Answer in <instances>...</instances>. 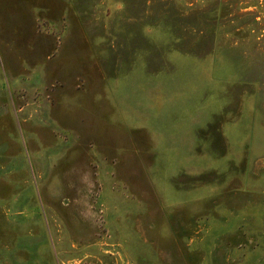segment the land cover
<instances>
[{"label": "rangeland", "instance_id": "1", "mask_svg": "<svg viewBox=\"0 0 264 264\" xmlns=\"http://www.w3.org/2000/svg\"><path fill=\"white\" fill-rule=\"evenodd\" d=\"M0 264H264V0H0Z\"/></svg>", "mask_w": 264, "mask_h": 264}]
</instances>
